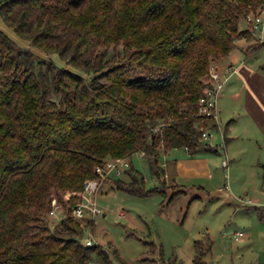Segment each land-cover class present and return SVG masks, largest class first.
<instances>
[{
  "label": "trees",
  "instance_id": "1",
  "mask_svg": "<svg viewBox=\"0 0 264 264\" xmlns=\"http://www.w3.org/2000/svg\"><path fill=\"white\" fill-rule=\"evenodd\" d=\"M262 12L264 0H0V19L30 44L0 27V264H114L116 252L84 241L94 218L72 217L86 181L137 152L160 180L164 153L219 152L202 140V125L218 127L199 102L211 66L255 38L247 19ZM126 173L118 189L153 193ZM54 200L66 218L52 229Z\"/></svg>",
  "mask_w": 264,
  "mask_h": 264
},
{
  "label": "rangeland",
  "instance_id": "2",
  "mask_svg": "<svg viewBox=\"0 0 264 264\" xmlns=\"http://www.w3.org/2000/svg\"><path fill=\"white\" fill-rule=\"evenodd\" d=\"M261 16L263 23L256 30L255 38L259 34L264 40V12ZM0 27L19 44L29 47V42L16 36L2 19ZM256 46L250 48L254 50ZM120 48L111 46L108 51ZM258 52L259 49L252 52L250 61L257 60ZM37 53L45 59H53L62 68L87 76L82 70L69 67L56 54ZM218 63L223 74L228 61ZM235 107L238 104L232 107L226 104V114L232 113ZM219 125L220 128L211 130L213 139L208 141L212 147L219 148V152L192 157L180 148L162 154L166 178L160 180L153 175L148 158L137 152L126 161L120 177L112 175L103 180L95 193L87 194L101 214L94 218L93 228H85L84 241L90 239L111 254L116 252V264H196L197 245L203 249L204 264H264V170L259 165L264 154H259L256 137L244 135L238 114L229 118L224 116L222 124L219 115ZM225 132L231 140H223ZM220 143L223 146H219ZM225 150L235 159L227 157ZM226 158L231 163L225 170L222 163ZM194 159L207 160L196 164L200 176H181V170L190 165L187 161ZM176 160L182 167L176 166ZM131 167L144 180L145 192L152 194L142 196L117 188L118 180L131 181L126 173L132 170ZM173 176L183 187L168 186L173 183ZM164 179L166 187L163 186ZM181 191L184 194L178 195ZM174 194L178 196L171 201ZM65 218L63 210L59 217L47 216V221L55 229ZM83 221L82 226L85 225ZM239 232L244 235L237 241Z\"/></svg>",
  "mask_w": 264,
  "mask_h": 264
},
{
  "label": "crops",
  "instance_id": "3",
  "mask_svg": "<svg viewBox=\"0 0 264 264\" xmlns=\"http://www.w3.org/2000/svg\"><path fill=\"white\" fill-rule=\"evenodd\" d=\"M259 36L258 34V40H253L252 42L246 39L239 40L237 42V48L224 59L228 61L226 69L231 67L232 70L230 75L228 74L230 78L223 89L218 110L221 117V124L224 121V116L229 118L230 116L238 114L241 117L244 135L250 138L256 137L255 144L259 147V154L261 152L262 156L264 154V40L262 36ZM254 44H257V46L252 50L250 47ZM256 49H259V56L256 58V61H250L249 57ZM226 104H230L231 107L232 105L235 106L238 104V107L233 108L232 113L226 114V111H228ZM228 124L227 128L231 122ZM218 127L220 128L221 125ZM229 129L230 127L228 128V132L230 131ZM227 135L222 136L224 141L231 140ZM215 146H218V144ZM219 146L223 145L220 143ZM225 154L227 157L230 156L232 160L235 159L234 155H230L227 150H225ZM261 159L263 161H259V165L264 170V157ZM202 161L204 163L205 161L207 162V160L199 159L187 161L190 165L183 168L181 173L179 172L180 175L199 177L200 175L198 174L196 164ZM176 163L177 167H182V163H178L177 160Z\"/></svg>",
  "mask_w": 264,
  "mask_h": 264
},
{
  "label": "built area",
  "instance_id": "4",
  "mask_svg": "<svg viewBox=\"0 0 264 264\" xmlns=\"http://www.w3.org/2000/svg\"><path fill=\"white\" fill-rule=\"evenodd\" d=\"M247 22L250 24H253L255 33H256V30H258L260 28V25L263 23V17L261 15H258V16L250 15L247 19ZM231 70L232 68L228 67L222 74L219 66L217 65L211 66L210 77L214 85L207 92V95L204 98H202L199 102V115L202 116L203 118L205 117L202 121L203 123H205L208 120L210 122H214L217 125V127L219 126L218 104H219L221 95L223 93L225 84L228 82L230 78L229 75H230ZM201 129H202V140L204 142H208L213 139V133H211L212 129L204 125H202ZM126 165H127L126 160L117 159V160L108 162L106 165V168L98 169L97 173L101 175V179L86 181L85 192L83 194V201L76 208L73 209L72 217L74 219L81 221V220H84L87 216H91L92 218H95L97 215L101 214V210L98 208L95 202H92L87 197V194L91 195L95 193L105 178L110 177L112 175H116L117 177H120L123 173V168ZM222 168L225 170L230 168L229 159L226 158L225 160H223ZM228 188L229 187L227 186L226 189ZM221 191H224V190L221 189ZM85 199L88 200L86 204L84 202ZM52 205H53V208L49 216L59 217L63 212L61 205L56 200L53 201ZM243 235L244 234L242 232H239L236 235V240L237 241L240 240ZM86 244L88 246H93L95 245V242L88 239L86 241Z\"/></svg>",
  "mask_w": 264,
  "mask_h": 264
},
{
  "label": "water",
  "instance_id": "5",
  "mask_svg": "<svg viewBox=\"0 0 264 264\" xmlns=\"http://www.w3.org/2000/svg\"><path fill=\"white\" fill-rule=\"evenodd\" d=\"M87 201H88V200H87V199H85V201H84V202H85V204L87 203Z\"/></svg>",
  "mask_w": 264,
  "mask_h": 264
}]
</instances>
